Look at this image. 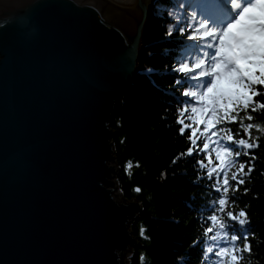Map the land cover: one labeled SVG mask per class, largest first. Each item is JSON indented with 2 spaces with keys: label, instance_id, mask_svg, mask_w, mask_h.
Masks as SVG:
<instances>
[{
  "label": "water",
  "instance_id": "obj_1",
  "mask_svg": "<svg viewBox=\"0 0 264 264\" xmlns=\"http://www.w3.org/2000/svg\"><path fill=\"white\" fill-rule=\"evenodd\" d=\"M155 5L0 0V264L129 263L142 204L116 195L111 120Z\"/></svg>",
  "mask_w": 264,
  "mask_h": 264
},
{
  "label": "snow or ice",
  "instance_id": "obj_2",
  "mask_svg": "<svg viewBox=\"0 0 264 264\" xmlns=\"http://www.w3.org/2000/svg\"><path fill=\"white\" fill-rule=\"evenodd\" d=\"M156 4L154 15L168 21L164 42L175 46L167 50L172 63L164 74L173 76L176 134L187 142L172 164L196 157V179L207 180V194H216L201 205L199 222L208 226L202 228L204 239L194 238L192 245L202 244L200 264H242L244 254L253 253L255 232L248 209L236 211L229 192H238L255 171L258 157L252 153L261 148V137L253 133L264 134L254 116L264 114V0H212L211 7L202 0ZM174 35L178 39L172 40ZM135 50L130 46L133 61ZM139 234L147 239L143 227Z\"/></svg>",
  "mask_w": 264,
  "mask_h": 264
},
{
  "label": "trees",
  "instance_id": "obj_3",
  "mask_svg": "<svg viewBox=\"0 0 264 264\" xmlns=\"http://www.w3.org/2000/svg\"><path fill=\"white\" fill-rule=\"evenodd\" d=\"M203 1H209L211 7L212 0ZM156 6L149 14L139 73L129 85L126 101L117 106L111 120V128L117 134L113 144L119 192L125 200L142 204L138 220L131 225L139 245L129 257V264H200L202 244L192 245V240L204 239L202 228L208 222H199L200 208L216 194L209 196V189L204 187L209 182L196 179V157H181L172 164L173 157L184 151L187 142L176 134V105L171 95L173 76L164 74L165 65L170 68L172 63L173 53L167 50L175 46L164 42V25L168 21L154 15ZM171 39L178 38L174 35ZM147 67L155 71L149 74L144 71ZM254 116L255 122L264 126V114ZM253 135L261 137V148L252 153L258 157L255 171L238 192L234 195L231 189L229 192L230 200H236V211L248 209L252 220L249 228L255 232L253 253L251 256L245 253L242 264H264V134L254 130ZM240 159L249 158L241 156ZM136 187L141 192H135ZM141 227L147 239L140 236Z\"/></svg>",
  "mask_w": 264,
  "mask_h": 264
},
{
  "label": "rangeland",
  "instance_id": "obj_4",
  "mask_svg": "<svg viewBox=\"0 0 264 264\" xmlns=\"http://www.w3.org/2000/svg\"><path fill=\"white\" fill-rule=\"evenodd\" d=\"M154 8V7H153ZM153 10V9H152ZM151 13V12H150ZM120 193L119 192H116V195H119ZM128 259H129V257H128ZM129 264V263H128Z\"/></svg>",
  "mask_w": 264,
  "mask_h": 264
}]
</instances>
